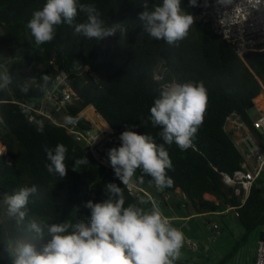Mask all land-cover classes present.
I'll use <instances>...</instances> for the list:
<instances>
[{
	"label": "trees",
	"instance_id": "obj_1",
	"mask_svg": "<svg viewBox=\"0 0 264 264\" xmlns=\"http://www.w3.org/2000/svg\"><path fill=\"white\" fill-rule=\"evenodd\" d=\"M79 2L95 4L107 24L124 22L127 26L124 42L120 43L119 32L103 41L88 40L74 34L73 26L64 24L58 27L51 43L37 48L25 24L32 10L41 8L45 0H0V46L10 52L8 67L16 80L11 90L0 93L3 121L0 139L7 147L6 157H0V193L37 185L39 195L31 198L34 202L29 204L28 219L45 218L56 223L88 216L90 212L83 206L84 202L105 200L107 183L124 187L111 169L97 163L90 149L76 142L63 127L46 121L30 122L14 103L41 99L45 95L39 89L42 75L51 77L50 89L61 71L67 74L74 95L65 113L80 119L82 127L90 123L80 118V113L92 106L118 137L126 126L135 125L132 130L152 135L157 143L163 141L157 135L160 129L151 125L149 109L157 95L158 81H203L208 90V104L192 145L186 150L175 143L165 145L173 165L167 173L173 180L172 186L157 190L148 184L150 177H144L140 183L139 170L134 179L151 194L173 195L180 190L198 213L236 207L246 240L252 230L264 225L263 190L255 184L246 202L241 204L233 189L224 184L222 174L232 175L240 169L243 160L224 126L232 113L251 124L248 113L264 88V50L240 58L210 26L199 20L178 47L169 46L151 39L143 31L138 20L143 0ZM151 2L160 3V0ZM184 4L187 5V0ZM200 10L189 11L197 16ZM85 20V14L78 13L74 24ZM79 66H89L92 75L79 70ZM95 78L101 82L97 83ZM17 85L27 87L28 91L22 92ZM41 126L42 132L38 131ZM57 143H63L69 150L68 173L62 180L46 169L49 161L45 149L54 148ZM119 144L118 139L114 147ZM84 155L89 164L73 171L74 159ZM205 194L214 196L218 204L206 200ZM124 195L126 205L139 201L126 188ZM260 238H264L263 231ZM0 264H8L2 245Z\"/></svg>",
	"mask_w": 264,
	"mask_h": 264
},
{
	"label": "clouds",
	"instance_id": "obj_2",
	"mask_svg": "<svg viewBox=\"0 0 264 264\" xmlns=\"http://www.w3.org/2000/svg\"><path fill=\"white\" fill-rule=\"evenodd\" d=\"M240 3L241 0H187L185 5L184 0H143L138 20L151 39L178 47L197 20L189 10L212 7L223 15L236 10ZM243 8L250 14L262 13L264 0H246ZM78 13H84L86 20L74 24ZM64 24L73 26L74 34L98 42L119 32L122 44L127 34L124 22L107 24L95 4L79 0H45L41 8L32 10L25 27L34 45L40 48L51 43L58 27ZM40 79L39 89L47 93L51 77L42 75ZM95 81L101 82L99 78ZM15 82V75L0 56V93L11 90ZM20 90L26 93L28 88ZM155 91L157 95L149 109L150 122L153 128L160 129L157 135L163 143H157L152 135L132 130L135 125L126 126L118 137L119 146L107 153L114 175L124 187L107 183L105 200L84 202L88 216L56 223L45 218L28 219L29 204L34 202L31 198L39 195L37 185L0 193V245L8 264H176L181 256L183 232L173 226L171 218L154 200L140 199L126 205L124 188L134 187L138 170L140 183L144 177H150L148 184L157 190L172 186L173 180L167 173L173 165L165 145L175 143L181 150L192 145L203 123L208 90L203 81L173 80L158 81ZM64 121L66 125H75L78 118L65 115ZM38 131H43L42 126ZM68 151L63 143L45 149L49 174L61 180L67 176ZM88 164L84 155L74 159L71 168L77 171ZM149 203L148 208L142 206Z\"/></svg>",
	"mask_w": 264,
	"mask_h": 264
},
{
	"label": "built area",
	"instance_id": "obj_3",
	"mask_svg": "<svg viewBox=\"0 0 264 264\" xmlns=\"http://www.w3.org/2000/svg\"><path fill=\"white\" fill-rule=\"evenodd\" d=\"M245 3L246 0H241L236 10L225 12L223 15H218L212 7L201 8L197 14V20L210 26L212 31L230 45L240 58L249 52L264 50V12L250 14L246 8H243ZM78 69L92 75L89 66H79ZM73 95V90L68 84L67 74L61 71L53 81L49 91L41 99L30 102L15 101L14 103L20 106L30 122L46 121L63 127L76 142L84 144L90 149L97 163L112 170L107 153L118 140L115 130L98 113L97 116H100L104 124L98 123V125L93 126L91 119L83 114L84 110L80 113V118L90 124L85 123L84 128L81 120L78 119L77 124L66 125L64 121L65 111L67 106L72 103ZM2 123L3 121L0 122V131ZM225 125H231L235 131H245L243 135L234 139V144L243 158L240 169L232 175L222 174L224 184L232 188L241 204H244L264 167V148L262 146V142H264V115L251 122L249 126L238 114L232 113L226 118ZM6 154L7 147L0 139V157H6ZM126 189L136 199L153 200L152 194L136 183L131 190ZM167 195L166 197L169 196ZM230 211L238 216L236 207H227L224 212ZM212 229L216 235L219 234L217 225H213ZM186 243L191 250L197 249V244L190 239H187ZM254 264H264V238H261L257 243Z\"/></svg>",
	"mask_w": 264,
	"mask_h": 264
},
{
	"label": "rangeland",
	"instance_id": "obj_4",
	"mask_svg": "<svg viewBox=\"0 0 264 264\" xmlns=\"http://www.w3.org/2000/svg\"><path fill=\"white\" fill-rule=\"evenodd\" d=\"M1 34L2 31L0 29V36ZM0 56L5 58L9 66V50L0 46ZM156 78L160 80L161 76L157 74ZM95 115L94 117H88L91 119L93 126L98 125V123L104 124L100 116H97V112ZM248 115L253 120L259 118V114L253 109L249 111ZM261 179H264V173ZM259 186L263 190L264 198V183ZM153 197L155 202L159 203L160 201L163 204V199ZM143 207H150V203L143 205ZM213 224H217L220 231L218 236L212 231ZM263 228L264 225L257 226L244 240L246 232L239 224L237 216L234 213L209 218H195L181 231L184 236L191 238L198 244L199 250L192 252L185 242H183L180 256L183 261L178 260L176 264H249L253 257H255L257 239ZM205 246H209L210 249L205 250Z\"/></svg>",
	"mask_w": 264,
	"mask_h": 264
},
{
	"label": "crops",
	"instance_id": "obj_5",
	"mask_svg": "<svg viewBox=\"0 0 264 264\" xmlns=\"http://www.w3.org/2000/svg\"><path fill=\"white\" fill-rule=\"evenodd\" d=\"M87 108H92L93 111L95 110L92 106L87 107ZM253 110H256V112L259 114V117L264 115V88H263L262 92L260 93V95L254 100ZM94 112H96V111H94ZM249 119H250V123L255 121L250 116H249ZM248 125L250 126L251 124H248ZM224 127H225V131L227 132V134L229 135V137L231 138V140L233 142H234L235 138H237V137H239L245 133V131H235V129L231 125H225ZM263 173H264V167H263V170L260 173L259 177L257 178V179H260L262 181L261 183L258 184V186L261 185L262 183H264V179H261V176ZM166 195L152 194V197L155 196V197L163 199V204H161L160 201L158 203L161 210L163 211L164 215L171 218L173 226L178 228L179 230L183 229L185 226H187L189 223H191L192 220L195 218H209L212 216H223V215H229L231 213L232 214L234 213L233 211L225 213L224 210L221 212L198 213L195 210V208L193 207L192 203L180 192V190H177L176 193H174L173 195L168 194L169 195V196L167 195L168 197H166ZM204 198L206 200L214 202L215 204H218L217 199L210 194H205ZM213 225H217V224H213ZM212 231L214 232L213 229H212ZM262 231L264 232V228L261 230V232ZM261 232H260V234H261ZM218 235H216V236H218ZM187 239H190L191 241H193L191 238L184 236V242L186 245H187V243H186ZM260 239L261 238L259 235V238L257 239V243ZM187 247H188V245H187ZM256 248H257V244H256ZM209 249H210L209 246H205V250H209ZM197 250H199L198 244H197V249L195 251H193V250H191V251L196 252ZM255 254H256V250H255ZM178 260L183 261V259L181 257ZM254 260H255V257H253V259L250 261L249 264H254Z\"/></svg>",
	"mask_w": 264,
	"mask_h": 264
},
{
	"label": "bare ground",
	"instance_id": "obj_6",
	"mask_svg": "<svg viewBox=\"0 0 264 264\" xmlns=\"http://www.w3.org/2000/svg\"><path fill=\"white\" fill-rule=\"evenodd\" d=\"M83 113L86 117L96 116L92 108H87L85 111H83Z\"/></svg>",
	"mask_w": 264,
	"mask_h": 264
},
{
	"label": "water",
	"instance_id": "obj_7",
	"mask_svg": "<svg viewBox=\"0 0 264 264\" xmlns=\"http://www.w3.org/2000/svg\"><path fill=\"white\" fill-rule=\"evenodd\" d=\"M262 181L260 179H256V185H258L259 183H261Z\"/></svg>",
	"mask_w": 264,
	"mask_h": 264
}]
</instances>
